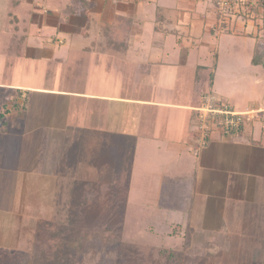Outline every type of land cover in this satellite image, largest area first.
<instances>
[{"label":"rangeland","instance_id":"1","mask_svg":"<svg viewBox=\"0 0 264 264\" xmlns=\"http://www.w3.org/2000/svg\"><path fill=\"white\" fill-rule=\"evenodd\" d=\"M196 1L195 11L206 14L207 10L215 9L220 15L219 22L225 20L236 24L239 21L254 20L259 31L258 37L261 41L264 40L263 15L255 1L249 3V0H227L228 4L224 6H219L217 3L215 5L211 0ZM241 1L246 2V5ZM130 7V12L143 24L141 26L143 35L134 34L129 57L120 59L127 62H116V64L112 62L113 65L109 67L105 62L96 65L98 59L97 55H94L86 59L83 73L77 78L68 74V67L76 66H69L71 63L55 64L48 66L49 70H55L34 77L35 79H31L30 83L80 92L104 90L105 86H108V91L112 92L115 85L114 92L124 93L129 88L132 91L127 93L137 95L140 91V82L137 81L138 86H136V83L131 81L137 79L135 77L140 71V66L128 62L130 60L139 62L142 60L141 56L148 55L151 49L145 48V45L151 43L154 38L163 45L161 49L167 56L174 51L181 59L184 53H189L187 56L189 63L186 64L187 66H181L187 78L188 75L194 76V67L198 65L196 61L200 60L201 64L210 65V58L214 57V52H211L209 46H203L204 43L202 45L200 41H197L199 47L192 48L191 51L188 45L175 50L178 34L187 33V28H191L188 25L189 14H182L183 9H178L177 0H139L135 8ZM159 14L163 17L159 22L157 21L160 26L156 31L154 26L157 25L156 18ZM202 23L198 15L194 19L192 29L202 28L200 26ZM162 26L164 30H160ZM175 27L181 28L182 31L178 34L172 32ZM77 41L80 44L87 42L80 37ZM213 42L216 49L220 44L219 61L222 66L217 72L213 92H204L199 102L197 101L198 107L205 104L207 95L215 94L221 100L220 103L225 102L239 112L247 107L252 109L253 107L248 106V100L263 99L264 90L263 81L257 83L263 88L257 86L255 89L251 88L252 82L246 77L256 75L257 70H260L250 62L254 39L227 36L216 37ZM260 45L264 48L263 42ZM158 49L155 50L156 53ZM262 51L259 49L257 52L264 57V54L261 55ZM99 57L103 58L102 55ZM93 58L95 60H92ZM88 61H94L92 66ZM165 65L167 76L153 73L154 80L150 81V84L156 85L166 81L169 85L178 75L182 80L181 88L185 90L188 84L192 85L191 79L188 82L182 72H179L180 66L177 69L178 67L172 64ZM159 67V64L151 66L154 72H157ZM230 68L231 71L228 72ZM123 73L132 74L133 78L124 82L120 78ZM200 74L202 80L203 78L205 81L208 80L205 73ZM253 89H255L254 93L249 95ZM178 94L181 95V101H186L185 93ZM227 98L231 99L234 105ZM90 110H93L92 106ZM251 111L253 110L249 112ZM199 113L196 107L197 118L192 129L196 126L194 133L201 137H197L198 139L194 141L193 152H197L202 137H210L212 132L224 136L215 127L216 123L207 124L200 129ZM253 114L257 119L263 117L259 111L254 110L250 115L243 117V122L248 123ZM96 115L102 116L98 113ZM92 117L94 122L88 124L86 121L87 125L93 126L94 123H98L96 117L93 115ZM37 132L26 135L24 142L19 138H11L10 175L9 177L0 175V247L2 248L0 264H51L48 255L44 254L46 252L40 250H47L49 245H53L51 240L57 238L54 232L56 226L70 227L63 226L67 223L69 215H74L75 219L80 218L81 221L77 220L75 225L71 226L73 230L68 233V240L78 235L82 229L91 231L101 225H106V228H112L120 233V242L103 247L98 240L91 238L82 252L74 250L63 242L59 260L64 263L66 260L71 261V264H191L188 259H196L193 264H249V254L252 253L256 240L264 237V182L255 185V180L251 177L248 180L245 197L237 193L229 194L230 185L236 182L233 176L214 169L202 170L198 168L197 158L187 153L181 155L179 161L169 160L166 145H154L159 139L149 137L150 142L143 140L136 146L134 171L130 181L112 186L110 191L107 188L108 182H101L100 176L104 174L102 173L104 170L98 168L97 155L90 151L92 146L87 143L85 130L76 131L75 127L65 132L60 128L41 130L42 133L58 138L62 142L61 146L53 144L46 146L48 154L43 152V148L42 154L36 153L34 142L41 137L39 130ZM232 134L225 136L232 139ZM25 139L27 142L32 140L34 142L29 145ZM177 146L180 147L181 144ZM180 149L182 151L183 147ZM32 156L46 168L31 172L26 163L30 165ZM61 162L70 165L66 167L64 164L60 165ZM116 162L114 159L112 164L105 163V172L114 175ZM99 163L103 165L104 161ZM16 165L18 167H15ZM75 178L96 180L95 183L98 185L95 188L98 192L93 195L96 196L94 203H86L84 194L78 195L73 191L77 188ZM77 215L79 218L76 217ZM51 233L53 236H50ZM64 236L59 235L61 239L65 238ZM163 247L167 251L158 252ZM16 249H22L23 253L19 254ZM171 252H177V255L175 253L174 258L169 257ZM80 261L82 263H79ZM261 261L264 264V255Z\"/></svg>","mask_w":264,"mask_h":264},{"label":"crops","instance_id":"2","mask_svg":"<svg viewBox=\"0 0 264 264\" xmlns=\"http://www.w3.org/2000/svg\"><path fill=\"white\" fill-rule=\"evenodd\" d=\"M85 1L82 3L81 0H0V175L3 177L10 175L11 138H19L24 142L26 135L38 133L39 130L41 137L38 140L27 142L25 139V142L29 145L34 142L37 154H42V148L43 152L48 154L46 146L51 144L61 146L62 142L58 138L42 133L41 130L60 128L65 132L75 127L76 131H86L87 143L92 146L90 151L97 155L98 168L105 169V163L112 164L114 159L119 161L122 155L126 157L128 151H132L133 173L136 146L143 140L150 142L148 138L153 137L159 139L154 145H166L169 160L179 161L181 155L187 153L197 158L198 168L214 169L233 176L236 182L230 185L229 194L237 193L245 197L248 180L251 177L254 178L255 185L263 183L264 144L234 140L233 137L232 139L222 137L218 132H212L210 137H202L197 152L192 150L194 141L201 137L194 133L196 126L192 129L197 118L195 116L197 103L204 92H213L217 72L222 66L219 61L220 44L216 49L213 42L216 37L238 36L254 39L250 62L260 70H257L256 75L246 77L252 82L251 88L256 89L257 86L263 88L257 83L264 82V63L253 62L259 38L255 21H239L236 24L225 20L219 22L220 15L215 9L207 10L206 14L198 13L195 11L196 0H177L178 9H183L182 14H189L188 25L191 28L186 27L188 32L182 34H178L182 31L181 28L172 29V32L178 34L175 50L188 45L191 51L192 48L199 47L197 41H200L202 45L204 43L203 46H209L211 52H214V57L210 58V65H203L200 60L196 61L198 65L194 67V76L188 75L187 78L186 73H183L184 68H181L182 65L187 66L189 63L188 52L184 53L181 59L174 51L167 56L161 49L163 45L154 38L151 43L145 45V48L151 49L148 55L141 56L142 60L139 62L137 60L128 62L140 66V71L135 77L137 79L131 81L140 82V91L137 95L127 93L132 91L129 88L124 93L114 92L115 85L112 92L108 91V86H105L104 90L80 92L31 84L30 80L35 79L34 77L55 70L48 68L55 64L71 63L69 66H76L68 67V74L77 78L83 73L86 59L94 55H97L98 59L96 65L105 62L109 67L113 65L112 62L114 64L127 62L120 59L129 57L134 34L143 35L141 20L130 12V6L135 8L139 0ZM211 2L214 4V0ZM179 14L181 15L180 12ZM161 15L156 18V22L163 17ZM198 15L203 22L200 25L202 28L192 29L194 19ZM158 22L154 26L156 31L160 26ZM164 29L162 26L160 30ZM79 37L87 42L80 44L77 41ZM157 48L159 49L156 53ZM100 55L103 58L99 57ZM93 62L88 61L90 66ZM154 64L160 65L157 72L151 68ZM165 64H172L178 67L177 69L180 66L179 72H182L188 82H193L192 85L188 84L185 90L181 88L182 80L178 75L169 85L166 81L161 83L162 85L150 84V81L154 80L153 73L167 76ZM230 71L231 68L228 69V72ZM201 72L208 77L207 81L201 79ZM120 78L128 82L127 79L130 81L133 76L123 73ZM255 89L249 95H252ZM177 92L185 93L186 101H181V95ZM262 95L263 99L248 100V106L253 107L252 109L247 107L240 110L241 112L255 110L263 115L257 119L253 114L252 118H249L251 120L245 123L243 136L252 140H258L264 135V90ZM227 100L234 105L231 99ZM87 104L92 106L93 110H90ZM96 113L102 116H97ZM92 115L96 117L98 123H94L93 126L87 125L86 121L88 124L94 122ZM178 144L181 146L178 147ZM34 160L32 156L31 166L26 163L31 172L46 168L42 163L39 164V160ZM102 161L103 165L99 163ZM64 163L61 162L60 165Z\"/></svg>","mask_w":264,"mask_h":264},{"label":"trees","instance_id":"3","mask_svg":"<svg viewBox=\"0 0 264 264\" xmlns=\"http://www.w3.org/2000/svg\"><path fill=\"white\" fill-rule=\"evenodd\" d=\"M219 0H214V3L216 5L222 6L220 4ZM255 4L258 3V8L261 9V13L263 15V26H264V0H249V3L254 2ZM82 3H85V0H81ZM257 6V4H256ZM257 10V9H256ZM255 10V12H256ZM259 12V11H258ZM264 28V27H263ZM262 32V31H261ZM263 42L264 40L261 41V38H258V45H257V50L255 53V56L253 58V62L256 64H259V62L261 61L262 63H264V57L260 56V52H257L259 49L263 50L261 52V55L264 54V48L263 45H260V43ZM259 53V55H258ZM244 127H245V123L243 122V124L241 125V127L234 131L233 134L231 135L233 137L234 140H238L241 139L242 141H249L255 144H264V135L263 137H261L258 140H252L251 138H247L244 137ZM121 160H117L116 166H115V171H114V175L110 173L105 172L104 174H101L100 178L102 179L101 182H108V190H112V186H117L120 183H127L128 181H130L131 178V174H132V160H133V152H129L126 154V157L124 155H122V157H120ZM64 166L68 167L69 164L67 165L66 162L64 163ZM64 170V169H63ZM62 170V171H63ZM116 173V174H115ZM76 179V178H75ZM78 179V180H77ZM76 184H77V188H75L73 191L75 193H77L78 195L84 194L83 198H85L86 203L89 202H95V197H93L94 194H96L98 192V190L95 188L96 185H98V183H95L96 180H93V178H87V179H81V178H77ZM96 179V178H94ZM125 181V182H124ZM100 182V183H101ZM106 191V190H105ZM88 197V198H87ZM85 202V201H84ZM79 206V205H78ZM86 213V212H85ZM75 216L69 215V218L67 217V223L65 225L62 224L63 221H61V225L63 226H70V227H58L56 226V228L54 229L55 234L57 235L56 239L51 240L52 238H50V240L53 242V245H49L47 250H40V251H44L46 253H44L45 255H48V260L49 262L52 261L51 264H54V262L56 264H62L64 263L61 262L59 260V255H60V251H61V247H62V243L66 242V244L70 247H72L74 250H78L79 252H82L86 249V246L89 244L90 240H92L91 238H94V240H98L100 242V246H107L111 243H115V242H120V233L112 228H106V225H101L99 226V228H94V230H88V229H82L81 231H79L78 235H75L73 238H71V240L67 239V235L68 233H70L73 229L71 228V226L75 225V222H77V220L81 221V219L79 218V215H77L76 217L79 219H75ZM60 226V225H59ZM62 229V230H60ZM65 235L63 239H61L59 237V235ZM50 236H53V233L50 234ZM96 238V239H95ZM256 245L252 250V253L249 254L250 257V262L249 264H262V257L264 255V237L260 238L259 240H256ZM158 247V246H157ZM162 249V250H161ZM158 252H163V251H167V249H165L164 247L161 248ZM2 250V248L0 247V251ZM16 251L19 254H22V249H16ZM43 254V252H40ZM175 253L177 255V252H171L169 257H173L175 256ZM196 259H188V262H190L191 264L195 263ZM79 263H82V261H80ZM64 264H71L70 262H67V260L65 261Z\"/></svg>","mask_w":264,"mask_h":264},{"label":"built area","instance_id":"4","mask_svg":"<svg viewBox=\"0 0 264 264\" xmlns=\"http://www.w3.org/2000/svg\"><path fill=\"white\" fill-rule=\"evenodd\" d=\"M242 3L246 5V2ZM220 4L222 6L227 5L228 1L221 0ZM204 101L205 104L201 107H197V110L200 112L198 118L200 124L198 127L202 128L207 124L211 125L216 123L215 127L218 128L224 136L225 134H232L234 131L238 130L244 120L243 117L252 113L249 111L239 112L225 102L220 103L219 101L221 100L215 94L207 95Z\"/></svg>","mask_w":264,"mask_h":264}]
</instances>
